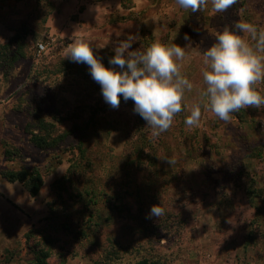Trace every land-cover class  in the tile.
Listing matches in <instances>:
<instances>
[{
  "label": "rangeland",
  "instance_id": "1",
  "mask_svg": "<svg viewBox=\"0 0 264 264\" xmlns=\"http://www.w3.org/2000/svg\"><path fill=\"white\" fill-rule=\"evenodd\" d=\"M238 20L264 29V0L224 13L211 0L196 13L177 0H0V264H38L41 255L48 264H264V108L225 122L200 95L204 51ZM23 30L25 55L11 60ZM74 31L103 62L129 36L138 50L157 40L185 47L178 63L194 87L167 131L152 137L132 100L112 108L88 65L64 59ZM256 88L264 95V81ZM197 103L202 115L190 127ZM35 113L70 135L36 147L26 131ZM89 118L104 127L90 131L83 152L73 124ZM22 168L41 172L36 196L2 175ZM156 204L164 215L150 218Z\"/></svg>",
  "mask_w": 264,
  "mask_h": 264
},
{
  "label": "clouds",
  "instance_id": "2",
  "mask_svg": "<svg viewBox=\"0 0 264 264\" xmlns=\"http://www.w3.org/2000/svg\"><path fill=\"white\" fill-rule=\"evenodd\" d=\"M209 0H177L183 9L192 13L202 11ZM238 0H211L215 13H224ZM185 40L190 37L185 34ZM134 38L119 40L106 65L86 38L74 31L64 50V59L87 64L92 79L101 86L102 96L112 107L118 108L121 97L134 102V112L151 128L152 137L167 131L175 116L184 110L185 92L193 90V83L181 72L186 56L185 47L165 44L159 40L144 50L133 49ZM200 92L203 107L225 122L231 114L245 108H264V95L257 90L264 81V29L250 22L236 21L215 33V42L203 53ZM202 105L197 103L185 118L188 126L197 125ZM146 150V149H145ZM147 151V150H146ZM170 164L174 161L168 159ZM164 215L159 205L151 207L149 217Z\"/></svg>",
  "mask_w": 264,
  "mask_h": 264
},
{
  "label": "trees",
  "instance_id": "3",
  "mask_svg": "<svg viewBox=\"0 0 264 264\" xmlns=\"http://www.w3.org/2000/svg\"><path fill=\"white\" fill-rule=\"evenodd\" d=\"M24 31V30H23ZM26 38V31H24V35L21 33L15 34V37L13 39H16L17 49L12 56L11 60H19L24 57L25 53L22 50V45H20ZM8 47V46H6ZM105 64L109 63L105 60ZM91 84H98L97 82L93 81ZM58 122L62 120H57ZM74 129L78 130L81 134L80 138V144L79 149H81L84 152L83 145L85 144L84 139L88 137L90 134V131L98 130L99 127H104V124L99 120L87 119L86 123L83 122L79 124H73ZM89 129L87 130V128ZM26 131L30 134V140L31 142L40 149H50L55 148L58 145H60L71 133V130H66L59 132L57 128V124L53 121H49L45 119L44 117L40 116L39 113H35V121L33 124L28 125V128H26ZM142 146H145L146 143L144 141L141 142ZM141 147V146H140ZM2 175L7 178L9 181H20L23 182L26 189L32 196H36L43 184V178L41 172L36 169H29V168H22L19 171H2ZM60 187V186H59ZM262 189L257 186H254L253 179L249 183L248 193L249 195L253 196L254 199L257 201L259 196L261 195ZM263 209L259 206H257V213L262 215ZM37 263L38 264H48L45 260V255H41L37 257ZM141 264H149L146 261H142Z\"/></svg>",
  "mask_w": 264,
  "mask_h": 264
},
{
  "label": "built area",
  "instance_id": "4",
  "mask_svg": "<svg viewBox=\"0 0 264 264\" xmlns=\"http://www.w3.org/2000/svg\"><path fill=\"white\" fill-rule=\"evenodd\" d=\"M44 47H45V46H44L43 44H39V45H38V49H37L38 54L42 53Z\"/></svg>",
  "mask_w": 264,
  "mask_h": 264
},
{
  "label": "crops",
  "instance_id": "5",
  "mask_svg": "<svg viewBox=\"0 0 264 264\" xmlns=\"http://www.w3.org/2000/svg\"><path fill=\"white\" fill-rule=\"evenodd\" d=\"M99 2V1H98Z\"/></svg>",
  "mask_w": 264,
  "mask_h": 264
}]
</instances>
